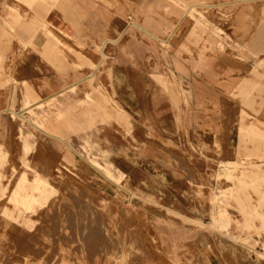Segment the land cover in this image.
I'll list each match as a JSON object with an SVG mask.
<instances>
[{
	"label": "crops",
	"instance_id": "obj_1",
	"mask_svg": "<svg viewBox=\"0 0 264 264\" xmlns=\"http://www.w3.org/2000/svg\"><path fill=\"white\" fill-rule=\"evenodd\" d=\"M187 1L0 0V128L23 86L38 104L69 95L70 127L124 176L126 223L154 226L187 264H264V143L242 140Z\"/></svg>",
	"mask_w": 264,
	"mask_h": 264
},
{
	"label": "rangeland",
	"instance_id": "obj_2",
	"mask_svg": "<svg viewBox=\"0 0 264 264\" xmlns=\"http://www.w3.org/2000/svg\"><path fill=\"white\" fill-rule=\"evenodd\" d=\"M185 6L210 26L212 84L240 105L242 140L263 145L264 39L256 37L264 29V0H188ZM102 58L99 53L94 67ZM8 65L0 63L4 86ZM220 66L223 82L215 78ZM21 91L3 111L0 128V264H187L154 226L123 220L124 176L99 142L70 127V96L38 104L26 86ZM259 160L245 158L241 165Z\"/></svg>",
	"mask_w": 264,
	"mask_h": 264
},
{
	"label": "bare ground",
	"instance_id": "obj_3",
	"mask_svg": "<svg viewBox=\"0 0 264 264\" xmlns=\"http://www.w3.org/2000/svg\"><path fill=\"white\" fill-rule=\"evenodd\" d=\"M260 30V32H258V36L256 37L257 39H264V29L263 28H260L259 29ZM244 84H245V81H243V84H242V87L244 86ZM144 88V87H143ZM152 89V88H151ZM148 92V91H147ZM144 93V92H143ZM150 95V94H149Z\"/></svg>",
	"mask_w": 264,
	"mask_h": 264
}]
</instances>
